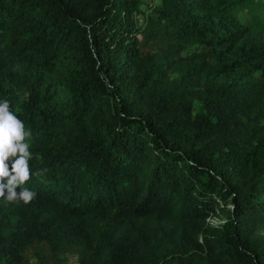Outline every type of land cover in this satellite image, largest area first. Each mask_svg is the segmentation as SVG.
<instances>
[{
	"label": "trees",
	"instance_id": "16d2710c",
	"mask_svg": "<svg viewBox=\"0 0 264 264\" xmlns=\"http://www.w3.org/2000/svg\"><path fill=\"white\" fill-rule=\"evenodd\" d=\"M262 3L0 0L37 194L0 264H264Z\"/></svg>",
	"mask_w": 264,
	"mask_h": 264
},
{
	"label": "clouds",
	"instance_id": "9594fccd",
	"mask_svg": "<svg viewBox=\"0 0 264 264\" xmlns=\"http://www.w3.org/2000/svg\"><path fill=\"white\" fill-rule=\"evenodd\" d=\"M31 135L24 122L11 111L9 101H0V198L8 203L28 204L36 198V192L21 187L32 175L29 162L33 155L30 143L26 142ZM43 171L46 170L37 175Z\"/></svg>",
	"mask_w": 264,
	"mask_h": 264
},
{
	"label": "rangeland",
	"instance_id": "374dc122",
	"mask_svg": "<svg viewBox=\"0 0 264 264\" xmlns=\"http://www.w3.org/2000/svg\"><path fill=\"white\" fill-rule=\"evenodd\" d=\"M262 7H263V11H264V1H263V3H262ZM142 14V13H141ZM239 15L242 17V18H244V17H246L247 16V13L243 10H241V11H239ZM141 17H143V18H145V15H140ZM224 218H225V214L224 213H221V214H219L218 216H216V217H214V220H213V222L214 223H216V222H218V221H222V220H224ZM264 231V230H263ZM71 254H69L67 257H69L68 258V264H77V256L76 255H72V256H70ZM66 257V258H67ZM33 260V262L35 263V258H32Z\"/></svg>",
	"mask_w": 264,
	"mask_h": 264
},
{
	"label": "built area",
	"instance_id": "2783aa9c",
	"mask_svg": "<svg viewBox=\"0 0 264 264\" xmlns=\"http://www.w3.org/2000/svg\"><path fill=\"white\" fill-rule=\"evenodd\" d=\"M260 1H262V2H263L264 0H260ZM140 21H141V22H144V18H143V17H140ZM215 217H216V216H215ZM210 219H211V221L213 222V220H214V217H211ZM218 222H219V221H218Z\"/></svg>",
	"mask_w": 264,
	"mask_h": 264
}]
</instances>
